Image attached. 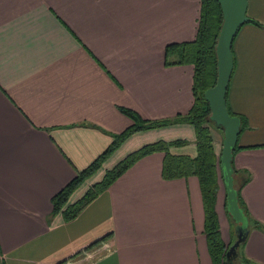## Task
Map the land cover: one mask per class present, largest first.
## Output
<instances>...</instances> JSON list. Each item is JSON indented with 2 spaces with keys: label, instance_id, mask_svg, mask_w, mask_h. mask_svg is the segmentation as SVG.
<instances>
[{
  "label": "crops",
  "instance_id": "1",
  "mask_svg": "<svg viewBox=\"0 0 264 264\" xmlns=\"http://www.w3.org/2000/svg\"><path fill=\"white\" fill-rule=\"evenodd\" d=\"M200 2L0 0V264H211L198 180L162 179V153L71 221L52 216L51 203L132 124L119 107L153 121L189 111L193 67L166 66L165 48L195 39ZM246 16L260 26L243 25L232 42L226 106L241 120L232 159L248 180L240 197L264 226V0H247ZM174 140L188 145L171 153L195 155L190 125L133 134L67 205L129 153ZM221 189L215 211L229 245ZM243 255L264 264V233L248 232Z\"/></svg>",
  "mask_w": 264,
  "mask_h": 264
},
{
  "label": "trees",
  "instance_id": "2",
  "mask_svg": "<svg viewBox=\"0 0 264 264\" xmlns=\"http://www.w3.org/2000/svg\"><path fill=\"white\" fill-rule=\"evenodd\" d=\"M248 23L260 26L250 20ZM222 24V14L219 4L215 0H201L200 15L195 39L191 42L169 44L165 48V65H191L193 67L192 95L193 103L189 111L184 115H177L170 119L153 121L144 120L135 112L119 107L118 110L128 117L132 124L119 134L112 135V142L106 150L99 155L87 168L77 172L76 176L52 199V216L61 214L65 221L75 219L90 203L104 193L119 177L130 169L140 159L154 154L164 155L161 168V177L164 180H177L195 177L201 192L204 211V236L211 264H255L243 255V248L247 239L240 244L235 256L226 257L230 245H225L220 234L218 217L215 204L222 180L220 168V152L214 147V131L221 128L209 122V107L204 99V92L213 87L216 82V57L215 45ZM176 56V61H168L169 57ZM231 116L233 114L229 113ZM239 118V117H238ZM240 119V118H239ZM177 124H187L194 130L195 155H174L171 148H180L188 145L186 140H174L170 142L157 141L144 145L134 152L126 155L113 168L105 171L99 182L91 185L83 196L71 205H67L70 196L96 171L102 164L133 134L164 128ZM241 126V120H240ZM222 145V143H221ZM239 148H235L234 153ZM233 166V165H232ZM233 183L238 194V206L243 215V227L249 232L251 229L264 233V226L254 221L248 214L240 191L247 183L245 173L236 171L233 167ZM225 190V189H224ZM225 213L233 222L226 211V195L224 199ZM235 236L233 238V243ZM92 244L89 248L97 245Z\"/></svg>",
  "mask_w": 264,
  "mask_h": 264
},
{
  "label": "water",
  "instance_id": "3",
  "mask_svg": "<svg viewBox=\"0 0 264 264\" xmlns=\"http://www.w3.org/2000/svg\"><path fill=\"white\" fill-rule=\"evenodd\" d=\"M220 7L222 24L215 45L216 82L204 92L209 107V122L221 128L223 140L220 151V168L226 195V211L235 224V241L226 257L235 256L248 232L243 227L244 218L238 206V194L233 183V152L240 134V119L231 116L226 106V92L231 79L234 61L232 42L239 29L250 19L246 16L247 0H215Z\"/></svg>",
  "mask_w": 264,
  "mask_h": 264
},
{
  "label": "rangeland",
  "instance_id": "4",
  "mask_svg": "<svg viewBox=\"0 0 264 264\" xmlns=\"http://www.w3.org/2000/svg\"><path fill=\"white\" fill-rule=\"evenodd\" d=\"M216 132L218 133L219 132V134H220V136H221V142H222V139H223V133H221V131H219V130H216ZM216 149H217V153H219L220 151H221V143H217V147H216ZM92 177V176H91ZM91 177H89L88 179H90ZM87 179V180H88ZM221 187H222V189H221V197H223L222 198V204L224 203V199H225V190H224V187H223V185L221 184ZM226 216H227V220H228V226H230V227H228L227 226V229H228V236L230 237V239L228 240L229 242H228V244L230 245V246H232V244H233V238H234V236H235V231L233 230V226H234V224H233V222L229 219V217H228V215L226 214ZM227 225V224H226ZM225 229H226V226H225V224H223V226H222V231H223V233H225ZM224 236H226V233L224 234ZM236 264H240V263H238V262H236Z\"/></svg>",
  "mask_w": 264,
  "mask_h": 264
}]
</instances>
